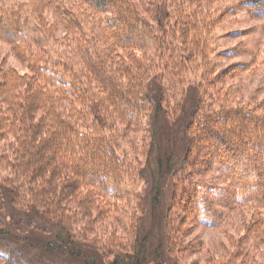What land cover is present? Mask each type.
I'll return each mask as SVG.
<instances>
[{
    "label": "trees",
    "instance_id": "obj_1",
    "mask_svg": "<svg viewBox=\"0 0 264 264\" xmlns=\"http://www.w3.org/2000/svg\"><path fill=\"white\" fill-rule=\"evenodd\" d=\"M82 1L90 10L105 14L104 31H109L111 40L110 49L103 56L104 61L95 52H91L94 60H83L86 73L84 80H80L71 71V67L59 58L51 64L38 62L29 76H18L13 70L0 72V81L14 79L17 87H23L25 91L20 93L17 89L12 92L9 101H4L2 91L5 85H0V140L8 135L20 137V144L23 146L19 153H15L11 163L16 177L12 181L9 178L2 182L3 193L12 207H41L44 210V220L53 221L51 229L53 228L55 235L49 236L45 241H30L27 240L28 237H20L22 242L46 249V252L66 253L83 264H103V255L85 249L87 245L79 244L78 240L81 238L74 228L78 223V218H73L77 213L76 197L81 195L84 206L79 205L78 209L81 210L80 215L85 224L91 225L94 218L90 215V208L94 209L95 203L99 205L97 199H93L94 194L105 206L111 207V212H116L117 207L124 212L128 206L132 215H125V220L131 224V247L129 250L118 248L108 264H176L171 258L176 249L184 253L193 248L191 244H181L183 234L176 223H182L184 215L191 213L193 222L214 227L221 219L218 208L227 209L263 200L264 104L256 111L253 109L260 106H251L246 111L220 108L213 111L203 105L205 95L197 94V89L195 96L190 99V109L183 110V101L176 109L172 108L174 111L170 110L163 97L171 79L168 71L173 64L168 62L171 59L178 62L173 67L178 69L180 76L177 84L181 87L187 79L186 75H181L185 73L187 61V64H196L199 54H207V48L202 50V45L196 46L194 30L187 16L181 11L175 12L176 8H181L182 2L154 0V4L148 5L142 15L130 0ZM136 1L140 4L139 0ZM237 2L247 12L264 19V0ZM165 6H169L170 10ZM9 9L7 7L5 10ZM65 12H62L63 19L60 20H66L67 29L71 33V12ZM8 13L5 16L0 13V40L24 44L22 24L26 23L25 20L20 14ZM181 16L185 17L182 23L179 20ZM173 32L178 36L177 47L173 45ZM139 45H143L149 52V60L142 65L145 66L142 72L140 68L129 71L128 67H119L117 56L111 57L113 48L130 47L132 51H139ZM125 60L129 66L135 61L129 55L125 56ZM122 64L126 63L122 61ZM214 81L222 83L218 78ZM211 85L209 82L206 88L208 92ZM71 99L78 105L77 120L74 121L71 118ZM105 108L115 110L118 120L115 123L119 124L121 130L115 129L114 124L102 123L99 128L90 127L87 131L85 125L90 119L99 123L97 112ZM139 119L148 120V127H141V131L149 134L148 150L144 157L146 159L142 164L138 160L133 162L127 158L111 137V132L115 131L128 136V133L135 130ZM231 120L235 131L231 138L228 137L232 140L228 141L223 138L226 135L218 133L214 127L219 124L226 128ZM248 121H252L253 131L248 132L246 129ZM179 146L182 149L181 156L174 159ZM7 159V156L0 157V163L8 167ZM199 166L210 167L223 176L225 185L220 188L211 187L208 183L197 181L194 177L198 175L196 170ZM47 173L48 178L42 179ZM61 173L67 174L66 177L61 179ZM146 177L153 184L149 185L147 192L149 207L144 197L140 198L136 193L124 189L126 182L132 180L131 185H134L138 178L143 181ZM35 181L43 188V195L37 196L36 193L33 198L28 199L27 186ZM227 183L229 186L225 187ZM54 185L59 187V192L55 191ZM165 186L171 187L166 205ZM81 191L91 193L84 196ZM69 200L71 229L66 225L68 217L63 216L60 211L56 215L54 211L55 205ZM197 204L199 209L196 208ZM159 206H164V214L162 217L153 216L150 230L144 217L145 207L155 211ZM138 211L139 216L135 218L134 214ZM1 220L0 213V223ZM16 238L8 228L0 225V243L10 246ZM247 238H255L257 244H264V215H259L247 230ZM87 242L96 251H100L97 241L91 239ZM9 249L4 253L0 249V261H7L6 264L11 261L16 264L30 263L20 253L14 252L17 256L12 257L11 246ZM238 252L237 263L245 264L248 254H243V248H239ZM229 260V263L222 261L217 264H234L233 257Z\"/></svg>",
    "mask_w": 264,
    "mask_h": 264
},
{
    "label": "rangeland",
    "instance_id": "obj_2",
    "mask_svg": "<svg viewBox=\"0 0 264 264\" xmlns=\"http://www.w3.org/2000/svg\"><path fill=\"white\" fill-rule=\"evenodd\" d=\"M130 1L139 8L142 15H144L143 10H146L148 5L154 4V0H139L140 4L136 0ZM178 1L182 2L181 8H176L175 12L181 11L183 15L187 16L194 30L196 46L201 47L202 45V50L207 48V54L205 56L199 54L196 64H187L189 62L187 61L185 73L181 74L182 76L186 75L187 79L184 81L185 85L181 87L177 84L178 76H180L177 73L178 69L173 67L178 62L175 59L168 62V64L172 63L173 65L168 71L171 79L169 86H166L167 90L163 97L167 100L169 109L174 111L172 108L176 109L178 104L183 101V110L190 109V99L195 96L197 89L199 90L197 94L205 95L203 105L210 107L213 111L219 108L246 111V109H251V106H260L258 109H253L254 111L261 109V105L264 104V19H259L241 8L237 2L239 0ZM166 2L170 3V1ZM7 7L10 8L8 11L5 10ZM165 7L170 10L169 6ZM66 10L69 11V14L71 12V33L67 29L66 20L64 22L60 20L63 19L62 12ZM8 12L20 14L25 20L26 23L22 24L24 44H12L0 40V72L13 70L18 76L24 74L29 76L30 72L35 70L38 62L51 64L56 60L58 61L59 58L71 67V71L80 80H84L86 73L83 69V60L86 59L87 62L94 60L91 52H95L104 61L103 56H106L110 49L109 31H104L106 29L105 14L90 10L82 0H0V13L5 16L9 14ZM183 18L185 17L179 18L180 23H182ZM172 37L175 39L173 45L177 47V34L173 32ZM139 46V51H132L130 47L113 48L110 54L112 58L117 56L116 62L119 67H128L129 71L140 68V72H142L145 69V66L142 65L149 60V52L145 50L143 45ZM126 55H129L133 61L135 60L132 66H129L125 60ZM122 61L126 64L123 65ZM12 73L14 74V72ZM215 78H218L222 83H215ZM209 82L212 83L210 92L206 90ZM0 85H5L2 91L4 101H9L12 98V92L14 93L17 89L20 93L25 92L23 87H17L14 79L6 78L4 82L0 81ZM77 107V103L75 104L71 99V118L73 121L77 120ZM97 120L99 123L90 119V122L85 125L87 131L90 127L99 128L102 123L114 124L115 129L121 130L119 124L115 123L118 120L116 112L112 108L98 111ZM246 124L248 132L253 131L252 121H248ZM232 125L234 124L231 120V124L226 128L223 125L219 126V124L214 128L219 131L218 133H223V136L226 135L223 138L229 141L232 140L230 136L234 135L235 131V126L232 128ZM143 126L148 127L147 119H139L135 130L128 133V136H124L118 131L111 132V137L120 151L133 162L138 160L141 164L146 159L144 157L149 142V134L146 135L141 131ZM104 132L110 134L108 131ZM2 138L0 140V157L7 156L8 167L4 163H0V213L2 218L0 225L8 228L15 235V238L18 237L11 242L12 245L10 246L13 250L11 256L16 257V253H20L29 260V264H83L82 261L76 260L66 253L46 252V249L26 241L22 242V236L28 237L27 240L30 241L31 239L45 241L49 236L53 237L55 231L53 228L51 229L53 221L44 220V210L41 207H33L32 209L30 205L28 208L19 205L12 207L3 193L2 182L9 178L12 181L16 177L11 163L14 161L15 153H19L23 146L20 144V137L8 135ZM182 141L184 142V140ZM181 145L184 149L183 143ZM208 145L212 148L210 144ZM178 148L174 159L181 156L182 149L180 146ZM63 167L68 170L67 166L64 165ZM196 173L198 175L194 178L197 181L208 183L211 187L220 188L225 185L224 177L214 172L210 167L199 166ZM61 175L60 178L63 179L67 174ZM48 176L47 173L42 179H46ZM262 176L264 177V173ZM36 181L27 186L26 195L28 199L33 198L36 193H38L37 196L43 195L44 190L39 187ZM151 182L147 177L143 181L138 178L136 183L131 185L133 181L130 180L129 183L126 182L124 189L127 192L136 193L140 198L141 196L144 197L149 207L147 192L149 185H153ZM227 186H229L228 183L225 187ZM54 187L55 191L59 192V187L57 188L55 185ZM164 188L166 190L164 204L166 205L170 197L171 187L165 186ZM81 192L84 196L91 193ZM93 199H97L99 205L95 203L94 209L90 208V215L94 218L90 225L85 224L80 215L81 210L78 209L79 205L84 206L82 197L81 195L76 197L77 213L73 218L76 219L77 217L78 223L74 228L79 234L78 237L81 238L78 240L79 244L87 245L89 248L85 247V249L103 255V264H108L118 248L129 250L131 247L130 240L133 236L129 235L131 224L125 220V215H132L128 206L124 212H121L119 207H117L116 212H111V207L105 206L94 194ZM68 202L71 200L55 205L56 210L54 211L56 215L60 211L63 216L68 217L66 225L71 229V203L68 204ZM196 208L199 209V204ZM263 208L264 198L259 203H245L227 209L218 208L221 219L218 225L214 227H205L193 222L191 213L184 215L182 223H176L181 234H183L181 244H191L193 248L190 252L184 253L176 249L171 258L177 262L176 264H217L222 261L229 263L231 261L229 258L233 257L234 264H240L236 261V255H239L238 249L243 248V254H248L245 264H264V244H257L255 238H247V230L253 226L259 215H264ZM101 209L102 214H100ZM164 211V206L162 208L159 206L158 210L156 208L155 211H150V208L147 210L145 207L144 217H146L145 221H147L150 230L153 226V216L160 215L162 217ZM52 214L55 215V213ZM138 216L139 211L134 214L135 218ZM180 217L182 219V214ZM91 239L100 244V251H96L91 243L87 242ZM10 246L7 243H0L2 253L10 251ZM6 263L7 261H0V264ZM9 264L16 263L11 261Z\"/></svg>",
    "mask_w": 264,
    "mask_h": 264
}]
</instances>
